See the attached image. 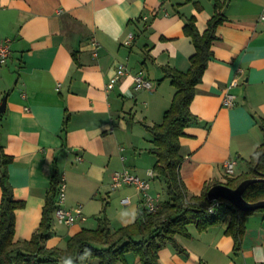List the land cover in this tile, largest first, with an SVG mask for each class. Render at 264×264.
<instances>
[{"label": "crops", "instance_id": "obj_1", "mask_svg": "<svg viewBox=\"0 0 264 264\" xmlns=\"http://www.w3.org/2000/svg\"><path fill=\"white\" fill-rule=\"evenodd\" d=\"M220 1L225 20L189 105L200 123L187 126L179 138L180 177L189 195L200 193L206 182L223 183L228 158L236 160L232 177L247 171V160L263 141L256 117H264V0ZM213 4L0 0V39H10V54L0 63V152L12 158L8 180L14 198L24 202L15 209V240L29 239L38 226L54 167L66 185L64 205L81 204L85 219L66 224L52 213L48 248H64L82 227H96L102 214L111 228L135 219L139 195L130 185L111 188L115 170L126 167L148 178L150 191L166 198L153 170L156 157L147 150L152 136L142 122L162 120L175 91L162 67L188 68L194 45L184 24L193 18L203 32ZM118 63L128 73L107 88ZM139 71L153 81L151 89L135 88L133 74ZM225 91L234 95L232 105L222 103ZM1 194L0 187V200ZM228 223L229 216L204 230L187 224L189 235L177 234L175 243L162 246L158 263L264 264V212L246 216L238 250L225 233ZM126 260L141 264L131 253Z\"/></svg>", "mask_w": 264, "mask_h": 264}, {"label": "trees", "instance_id": "obj_2", "mask_svg": "<svg viewBox=\"0 0 264 264\" xmlns=\"http://www.w3.org/2000/svg\"><path fill=\"white\" fill-rule=\"evenodd\" d=\"M193 20L190 18L183 27L194 45L188 68L162 67L163 76L169 78L175 88L170 105L159 123L142 122L152 136L147 150L156 157L153 170L164 183L166 198L162 199L160 207L151 211L141 204L132 222L114 228L109 226L107 217L102 214L96 227H82L67 238L64 248H48L44 240L51 232L60 179L54 167L38 226L29 239L15 240V209L22 207L24 202L13 196L7 172V164L12 158L1 151L0 264H89L91 259L96 260L95 264H126L128 253L137 256L141 264H159L158 250L167 242L175 243L177 234L189 235L187 224L204 230L221 223L226 216H229V223L225 233L233 237L234 249H239L246 216L264 212V208L243 210L223 198L209 200L206 193L215 184L213 182H206L200 193L189 195L180 177L179 169L184 156L179 138L185 134L187 126L200 123L189 105L211 55V44L218 38L217 26L225 20L223 2L214 0L213 13L203 32L197 30ZM73 55L76 59L75 53ZM256 122L263 133V141L247 160V171L228 177L223 182L228 186L234 187L247 177H264V117H256ZM243 196L248 201L263 199L264 180L250 183Z\"/></svg>", "mask_w": 264, "mask_h": 264}, {"label": "built area", "instance_id": "obj_3", "mask_svg": "<svg viewBox=\"0 0 264 264\" xmlns=\"http://www.w3.org/2000/svg\"><path fill=\"white\" fill-rule=\"evenodd\" d=\"M146 17V16H145ZM260 18L264 19V5L262 6ZM127 41L130 42L133 39V33L130 32L127 37ZM93 45L96 47L97 42L92 41ZM10 54V39H0V63H4ZM96 53V50L94 51ZM128 73V67L123 63H118L113 69L112 74L110 75L106 87L112 88L116 82H118L123 76ZM134 86L136 89L146 88L151 89L154 85L153 81L147 78L142 71H139L133 74ZM222 103L224 105H232L234 103V95L228 91H225ZM80 158V157H78ZM236 160L235 158L226 159L222 166L225 177H232L234 174V166ZM149 176H153V170H149ZM122 185H130L135 188L139 195V199L142 205H144L148 210L155 211L160 207L162 201L161 194L159 192L152 193L150 191V183L148 178L140 177L135 174L128 168L124 167L120 170H115L111 174V183L110 186L112 189L120 187ZM65 182L63 178L59 179L57 194H56V206L54 207L53 213L57 221L63 222L66 224L73 223L77 220L85 219V215L82 212V205L77 204L74 206H65ZM123 203L128 202V198H122Z\"/></svg>", "mask_w": 264, "mask_h": 264}, {"label": "water", "instance_id": "obj_4", "mask_svg": "<svg viewBox=\"0 0 264 264\" xmlns=\"http://www.w3.org/2000/svg\"><path fill=\"white\" fill-rule=\"evenodd\" d=\"M5 97L0 102V112L4 110ZM256 169V166H254ZM257 180H264V177H247L242 179L236 186L231 187L225 183L219 182L211 185L207 190L206 196L209 200L223 198L228 200L234 206L243 210H254L264 208V198L256 201H248L244 198L243 192L247 186Z\"/></svg>", "mask_w": 264, "mask_h": 264}]
</instances>
